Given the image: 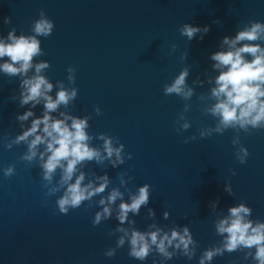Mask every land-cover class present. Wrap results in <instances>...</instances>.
<instances>
[{
  "label": "water",
  "instance_id": "95a60500",
  "mask_svg": "<svg viewBox=\"0 0 264 264\" xmlns=\"http://www.w3.org/2000/svg\"><path fill=\"white\" fill-rule=\"evenodd\" d=\"M41 10L55 24L50 37H38L46 54L35 61L50 63L45 73L54 85L50 94L59 90L58 81L79 90L73 105L59 111L81 118L91 115L88 131L95 138L93 147L102 146L100 134H108L119 137L125 153L132 155L130 160L126 155L119 168L107 161L90 162L82 168L87 180H94L93 173L107 174L112 184L102 195L119 187L125 201L130 195L127 189L136 193L150 184L148 207L156 217L150 219L148 207H142L139 216L129 214L135 227L148 231L152 223L165 230L187 226L198 242L193 259L178 254L166 264H199L202 253L223 239L216 234L215 222L228 215L229 207L246 203L253 209L251 218L264 222V130L246 134L229 129L199 136L217 123L204 114V108L214 103L210 90L219 75L210 56L225 50L221 48L225 36L234 37L251 21L264 23V0H0V36L6 37L13 28L17 35H32ZM5 17L12 23L5 24ZM183 24L209 26L210 31L203 40L198 34L189 41L180 33ZM69 67L76 68L75 85L67 79ZM184 68L190 70L187 83L195 95L184 113L191 128L178 132L176 121L186 102L174 94L166 96L164 85ZM197 78L204 81L203 87L193 84ZM19 84V77L0 72V264H164L157 253L144 262L129 257L127 244L114 258L105 256L120 235L109 234L119 223L115 219L119 199L113 218L94 227L95 214L102 210L96 204L89 207L85 202L65 215L56 204L62 192L46 197L39 156L29 165L21 160L26 145L6 147L24 130L17 116L29 110L12 99L19 96ZM202 95L204 101L199 99ZM97 106L103 115L96 114ZM33 111L42 115L43 104ZM30 123L25 122L24 128ZM237 135L250 154L245 164L236 157L239 145L232 143ZM192 136L197 139L192 141ZM9 166H15L11 178L4 175ZM121 173H127L125 181L133 177L127 187L121 185ZM228 182L234 195L225 191ZM100 198L94 197L93 203ZM217 198L219 205L213 209L209 205ZM165 211L170 213L168 219L163 217ZM244 256L239 251L225 253L211 264H255Z\"/></svg>",
  "mask_w": 264,
  "mask_h": 264
},
{
  "label": "clouds",
  "instance_id": "9594fccd",
  "mask_svg": "<svg viewBox=\"0 0 264 264\" xmlns=\"http://www.w3.org/2000/svg\"><path fill=\"white\" fill-rule=\"evenodd\" d=\"M5 24H11V17L4 18ZM218 23V21H213ZM54 21L49 19L46 13L41 10L40 18L34 21L31 28L32 35H17L13 28L6 37L0 36V72L8 77L20 78V93L14 100H19L21 108L28 107L29 110L17 116L21 128L24 129L6 144L8 149L14 145L24 144L27 146L26 153L21 160L31 165L39 156V167L42 169L44 187L48 189L46 197L56 196L63 193L56 204L61 214L67 215L70 210L79 209L88 202L92 207L96 204L102 210L96 212L93 226L100 225L103 221L113 218V206L119 199L121 202L115 209V219L119 222L117 227L110 232V235L118 236L116 247L105 252L108 258H114L118 248L126 244L129 247V257L144 262L153 254L157 253L161 261L166 264L178 254L193 259L197 254L198 242L187 226L165 230L156 223L150 224L148 231H140L135 227L136 221L129 219V214L139 216L142 207H148L152 186L144 184L139 187L136 193L131 192L128 200L125 201V194L119 187H113L106 196L102 195L109 189L112 181L108 175L96 176L94 180H87V173L82 170L90 162L103 165L110 162L112 168H119L127 159H132L130 153H125V145L120 142L119 137L108 134H100L99 140L103 141L102 146L93 147L95 139L89 134V121L91 115L74 116L59 111L61 106L68 108L78 96V89L66 87L63 81H58L55 96L54 85L45 75L50 69V63L41 61L35 62L36 58L45 55L41 47V40L38 37L48 38L53 34ZM210 31L209 26L203 28L191 24H183L180 28L182 36L189 41L199 34L200 39ZM176 46L173 45V50ZM221 48L225 50L214 52L210 59L214 61V70L219 72L215 77V86L210 90V97L214 103L204 108L205 115H211L217 121L214 128L201 130V139L213 135L223 134L226 130L233 129L237 133L243 131L248 134L252 130H264V23L251 21L242 30L236 32L235 36H225L221 42ZM250 57V59H249ZM186 55L183 59H186ZM68 81L75 85L76 68L67 69ZM29 72L33 75L29 76ZM190 70L184 68L171 84L164 85L166 96L176 95L186 103L183 112L176 121L180 127L178 132L187 131L191 128L184 113L189 111L191 105L187 102L195 95L193 87L187 83ZM208 83H213L211 79ZM203 87L204 81L197 78L193 81ZM204 101L205 97H199ZM43 104V113L39 117L33 111L37 106ZM97 115H103L99 106L95 108ZM59 118H57V114ZM31 120L30 127L24 128L25 122ZM183 121V123H181ZM7 139V138H5ZM192 141L196 136L190 138ZM185 140L184 143H188ZM233 145H239L236 157L239 163L245 164L250 155L248 149L240 145V137L237 135ZM119 145V146H116ZM115 157V159H113ZM15 174V166H9L4 170V175L11 178ZM236 175L235 171L232 173ZM59 175V180L56 176ZM127 173H121L119 179L122 186L133 179L129 176L124 180ZM87 181V182H86ZM55 182V184H54ZM49 189V185H53ZM225 191L234 195L231 183L228 182ZM101 197L98 202L93 203L94 197ZM130 201V202H129ZM219 205V198L209 206L213 209ZM228 215L215 222L216 234L223 239L216 246L205 250L199 259V264H211L218 256L225 253L244 252V259L252 258L255 264H264V222L253 220V209L246 203L228 208ZM148 216L155 219L156 212L148 207ZM164 219L170 217V213H163ZM128 225L125 227L124 225ZM253 249L255 251L253 252Z\"/></svg>",
  "mask_w": 264,
  "mask_h": 264
}]
</instances>
